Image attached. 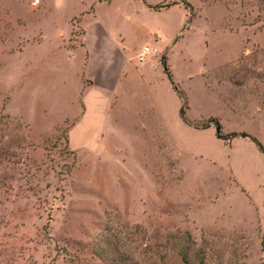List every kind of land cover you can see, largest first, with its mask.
Instances as JSON below:
<instances>
[{"label": "rangeland", "instance_id": "obj_1", "mask_svg": "<svg viewBox=\"0 0 264 264\" xmlns=\"http://www.w3.org/2000/svg\"><path fill=\"white\" fill-rule=\"evenodd\" d=\"M40 1L0 0V264H264V154L200 128L264 146V0H147L177 3L139 17L164 52L80 154L46 105L70 60L25 43L70 0Z\"/></svg>", "mask_w": 264, "mask_h": 264}, {"label": "crops", "instance_id": "obj_2", "mask_svg": "<svg viewBox=\"0 0 264 264\" xmlns=\"http://www.w3.org/2000/svg\"><path fill=\"white\" fill-rule=\"evenodd\" d=\"M41 3L32 2L34 6ZM70 4L63 11L60 25L48 24L28 33L25 43L41 46L42 61L44 54L50 61L55 53L70 60L64 64L66 75L57 87L55 100L51 98L46 105L52 106L54 101L62 115L75 121L69 134L71 146L80 154L91 149L87 141L103 135L107 112L120 103V94L130 97L126 89L135 92L132 106L139 105V77L144 78L149 70L147 64L139 70L142 48L139 50V43L134 44L145 28L139 22L144 6L146 10L153 9L144 0H70ZM47 44L51 46L42 50ZM150 46L164 52L157 43ZM132 47H138L134 58L130 55ZM168 47L163 46L165 51ZM134 60L138 61L135 68ZM70 67H74V74L67 73ZM48 89L51 96L52 88ZM136 114L139 116V111ZM134 123H139V119Z\"/></svg>", "mask_w": 264, "mask_h": 264}, {"label": "trees", "instance_id": "obj_3", "mask_svg": "<svg viewBox=\"0 0 264 264\" xmlns=\"http://www.w3.org/2000/svg\"><path fill=\"white\" fill-rule=\"evenodd\" d=\"M144 2L148 5L147 1L144 0ZM177 5L176 2H170L168 4H163V5H148L149 8L153 9V10H156V11H159L161 9H167V8H171L172 6H175ZM162 61H163V65H164V70H165V73L167 74L172 86H173V89L175 90V92L179 95V97L181 98L182 100V107H181V110H180V116L181 118L183 119V121L186 123V124H189V125H192L189 120L187 119L186 117V111L188 110V103H187V100H186V96L182 93V91L179 89V87L177 85H175L174 81H173V77H172V74L168 68V65H167V57L163 56L162 58ZM212 124H215V126L218 128V131H217V137L221 140H229V139H234V138H238V137H242V138H248L250 140H252L258 147V149L264 154V146L258 141L256 140L255 138L251 137L250 135L248 134H237V133H233V134H230V135H222V132H221V125L220 123L215 120V119H211L209 120L208 122L202 124V126H200L201 129H209L211 127ZM194 126V125H193ZM196 128H199L198 126H195Z\"/></svg>", "mask_w": 264, "mask_h": 264}, {"label": "built area", "instance_id": "obj_4", "mask_svg": "<svg viewBox=\"0 0 264 264\" xmlns=\"http://www.w3.org/2000/svg\"><path fill=\"white\" fill-rule=\"evenodd\" d=\"M39 0H35V4H38ZM159 53V50L156 47L147 45L144 46L139 53V62H144L148 57L157 55Z\"/></svg>", "mask_w": 264, "mask_h": 264}]
</instances>
